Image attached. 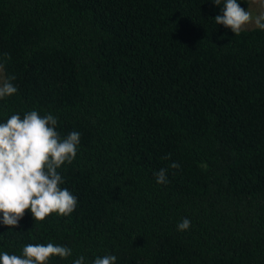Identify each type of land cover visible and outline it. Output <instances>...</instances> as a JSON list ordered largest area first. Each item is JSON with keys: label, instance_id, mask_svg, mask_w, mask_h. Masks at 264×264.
Returning <instances> with one entry per match:
<instances>
[{"label": "trees", "instance_id": "16d2710c", "mask_svg": "<svg viewBox=\"0 0 264 264\" xmlns=\"http://www.w3.org/2000/svg\"><path fill=\"white\" fill-rule=\"evenodd\" d=\"M223 4L0 0V65L17 87L0 123L36 110L81 134L58 169L75 210L0 224V253L53 243L72 255L47 264H264V30L216 24Z\"/></svg>", "mask_w": 264, "mask_h": 264}, {"label": "clouds", "instance_id": "9594fccd", "mask_svg": "<svg viewBox=\"0 0 264 264\" xmlns=\"http://www.w3.org/2000/svg\"><path fill=\"white\" fill-rule=\"evenodd\" d=\"M220 6L221 0H212ZM256 3L257 0H252ZM264 7V3H262ZM222 14L214 21L231 30L234 35L245 31L249 25L264 30V11L255 14L250 8H241L238 0H224ZM3 66L0 65V69ZM11 79H0V99L17 92ZM57 118L52 114L41 116L36 110L23 115H11L0 123V224L17 227L25 211L30 210L33 220L43 221L52 213L69 216L77 206V198L61 187L64 179L58 169L76 158L80 144L79 132L61 137L56 130ZM172 168L180 165L173 162ZM166 169L155 173L157 184H167ZM191 221L183 218L177 230L189 229ZM72 255L69 247L48 244H27L22 255L0 253V264H47L50 257L66 259ZM115 255L96 257L92 264H115ZM73 264H85L79 256Z\"/></svg>", "mask_w": 264, "mask_h": 264}, {"label": "rangeland", "instance_id": "374dc122", "mask_svg": "<svg viewBox=\"0 0 264 264\" xmlns=\"http://www.w3.org/2000/svg\"><path fill=\"white\" fill-rule=\"evenodd\" d=\"M262 3H264V0H257L256 3H253L251 0L248 8H250V10H252L255 14H258L259 12L264 11ZM254 28H256L254 25H249L246 30H251ZM0 79H4V73L2 69H0Z\"/></svg>", "mask_w": 264, "mask_h": 264}]
</instances>
